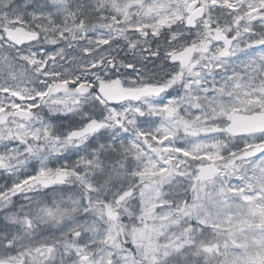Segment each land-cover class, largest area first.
Segmentation results:
<instances>
[{"label":"snow or ice","instance_id":"6c2138e0","mask_svg":"<svg viewBox=\"0 0 264 264\" xmlns=\"http://www.w3.org/2000/svg\"><path fill=\"white\" fill-rule=\"evenodd\" d=\"M0 264H264V0H0Z\"/></svg>","mask_w":264,"mask_h":264}]
</instances>
